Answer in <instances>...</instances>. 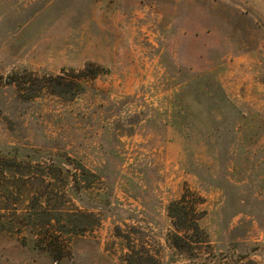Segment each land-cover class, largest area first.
I'll return each mask as SVG.
<instances>
[{
    "label": "rangeland",
    "instance_id": "374dc122",
    "mask_svg": "<svg viewBox=\"0 0 264 264\" xmlns=\"http://www.w3.org/2000/svg\"><path fill=\"white\" fill-rule=\"evenodd\" d=\"M253 263L264 0H0V264Z\"/></svg>",
    "mask_w": 264,
    "mask_h": 264
},
{
    "label": "trees",
    "instance_id": "16d2710c",
    "mask_svg": "<svg viewBox=\"0 0 264 264\" xmlns=\"http://www.w3.org/2000/svg\"><path fill=\"white\" fill-rule=\"evenodd\" d=\"M59 85L57 82V86ZM42 88L43 86L39 87V89L38 88L35 89V91L39 92L40 90H42ZM25 91L31 92L32 88L25 89ZM34 96L36 95H31V97H34ZM170 218L172 219V222L174 221L173 224H174V229H175V234L172 236V246L175 250L179 252H184V250L188 248L187 241L191 240V238L189 239V233H191L192 230L197 232L198 227L195 224L193 227H190V225L187 224V221L184 220L185 218L182 219L179 215H175V214L173 215L172 212H171Z\"/></svg>",
    "mask_w": 264,
    "mask_h": 264
}]
</instances>
